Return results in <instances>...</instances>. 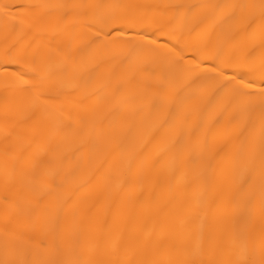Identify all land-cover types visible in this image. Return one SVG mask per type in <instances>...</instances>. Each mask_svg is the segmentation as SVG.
<instances>
[{"label": "bare ground", "instance_id": "1", "mask_svg": "<svg viewBox=\"0 0 264 264\" xmlns=\"http://www.w3.org/2000/svg\"><path fill=\"white\" fill-rule=\"evenodd\" d=\"M0 264H264V0H0Z\"/></svg>", "mask_w": 264, "mask_h": 264}]
</instances>
